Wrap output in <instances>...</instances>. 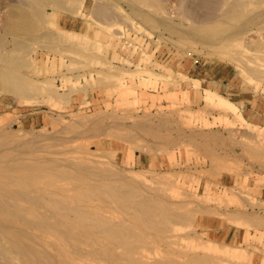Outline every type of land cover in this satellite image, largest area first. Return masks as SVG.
Segmentation results:
<instances>
[{
	"label": "rangeland",
	"instance_id": "obj_1",
	"mask_svg": "<svg viewBox=\"0 0 264 264\" xmlns=\"http://www.w3.org/2000/svg\"><path fill=\"white\" fill-rule=\"evenodd\" d=\"M0 82V264H264V0H0Z\"/></svg>",
	"mask_w": 264,
	"mask_h": 264
},
{
	"label": "crops",
	"instance_id": "obj_2",
	"mask_svg": "<svg viewBox=\"0 0 264 264\" xmlns=\"http://www.w3.org/2000/svg\"><path fill=\"white\" fill-rule=\"evenodd\" d=\"M191 70H189L192 72H195L196 75L198 76H202L205 77L206 75L208 77H210V81L211 83H213V79L211 78V74L208 75L206 69H201L200 66H195L190 68ZM193 69V70H192ZM208 79V78H207ZM203 80V79H202ZM207 81V80H206ZM244 107V115H243V119L245 120V122L247 123V125H249L252 128H260V129H264V101H259V103H254L253 102H249V103H245Z\"/></svg>",
	"mask_w": 264,
	"mask_h": 264
},
{
	"label": "bare ground",
	"instance_id": "obj_3",
	"mask_svg": "<svg viewBox=\"0 0 264 264\" xmlns=\"http://www.w3.org/2000/svg\"><path fill=\"white\" fill-rule=\"evenodd\" d=\"M1 83V82H0ZM1 87V86H0ZM5 89V88H4ZM8 89H9V87H8ZM2 90H3V88H2ZM9 192V191H8ZM13 193V192H12Z\"/></svg>",
	"mask_w": 264,
	"mask_h": 264
}]
</instances>
